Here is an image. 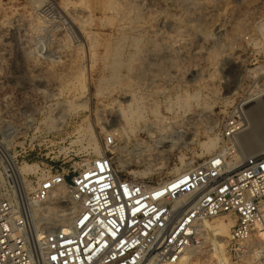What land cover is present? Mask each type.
Segmentation results:
<instances>
[{"label": "rangeland", "instance_id": "obj_1", "mask_svg": "<svg viewBox=\"0 0 264 264\" xmlns=\"http://www.w3.org/2000/svg\"><path fill=\"white\" fill-rule=\"evenodd\" d=\"M263 22L264 0H0V142L19 165L34 163L39 171L43 163L77 167L96 152L94 141L100 146L114 133L125 177L166 182L223 146L225 120L264 71ZM129 103L145 115L130 139L119 130L127 127L119 110ZM155 109L173 127L152 135L147 125L159 120ZM246 131L235 139L242 146ZM162 136L169 142L157 147ZM209 138L212 149L203 145ZM140 140L155 149L144 152L145 160ZM235 140V155H242L246 148ZM0 155V171L14 180L9 159ZM39 173L26 175V186L3 184L0 195L29 194ZM71 205L67 197H52L36 216L60 226ZM215 235L214 250H191L188 264L262 260L255 262L248 247L243 254L229 251V227Z\"/></svg>", "mask_w": 264, "mask_h": 264}, {"label": "built area", "instance_id": "obj_2", "mask_svg": "<svg viewBox=\"0 0 264 264\" xmlns=\"http://www.w3.org/2000/svg\"><path fill=\"white\" fill-rule=\"evenodd\" d=\"M255 82L249 95L264 97V73ZM248 124L237 106L217 153L157 185L124 176L114 133L77 167L38 164L29 194L0 195V264H178L188 250L210 246L204 223L227 213L236 217L227 249L245 253L256 223L264 221V153L246 155L239 167L232 163L233 141ZM0 180V190L14 183L1 171ZM63 185L76 206L70 222L52 227L35 211Z\"/></svg>", "mask_w": 264, "mask_h": 264}, {"label": "bare ground", "instance_id": "obj_3", "mask_svg": "<svg viewBox=\"0 0 264 264\" xmlns=\"http://www.w3.org/2000/svg\"><path fill=\"white\" fill-rule=\"evenodd\" d=\"M258 29L261 32L264 30V22L263 23H259ZM262 73H264V71H262ZM253 95H254V93L249 95L248 97L244 98L241 101V103L238 105V108L240 110H242L243 114L248 119L249 124L246 125L245 129L243 130V131H245V130L248 131V132L246 131L248 136L246 135L244 137V139L240 138L244 142V145L242 146V143L240 145V143H238L236 141L238 138L235 140V142H237L238 145L241 146V147L239 146L240 148H242L244 146H245L244 149L246 148L244 153H242V155H239V154L234 155L232 163H233V165L235 167H239L241 165V163L243 162L244 157L246 155H248V154L264 153V141H263L262 137L259 136V132H258V130L261 128V125H262L261 122L264 120V100L262 102L258 101V100H260V99L262 100V98L264 99V97H260L258 99H254ZM259 102H261V103H259ZM255 110H257V111L259 110L258 111L259 114L256 112L258 114V116H256L255 119H253V115H255L254 114ZM153 113H154V116L157 117L159 120L157 122L155 120V122L153 124H148L147 125V128L149 129V131L151 132L152 135H154L156 132H158V129H162L163 130L164 128H166L169 131L170 128L173 127V125H168L167 118L160 111V109H155L153 111ZM119 114H120L119 116H121L123 118V120L125 121V123L127 125V127L126 126H120L119 130H121V136L127 137L128 139H130L131 138V134L135 135L136 130L138 129L137 126L134 125V122L137 124L138 122H140L141 119H144L145 118L144 112L141 111L140 113H138L137 111L134 110L132 104L129 103L127 109H122L121 108L119 110ZM139 115H140V118H139ZM243 135H244V133H243ZM238 136H240V135H238ZM166 142H169V137L168 136H162L159 139L155 140V143H156L157 147H163ZM252 142H256V144L255 143L251 144ZM8 144H10V143H8ZM92 144H94L93 148L95 149V151L97 153H100V146L97 143H95V141ZM215 144L216 143H215L214 138H209V140L203 142V145L207 149H212L215 146ZM90 145H91V142H90ZM138 145L140 147L139 150H141V151L138 152L139 153L138 155H139V158L143 159V160L147 159V157H148V155L144 153L145 151H147V150H153L154 151L155 150V149H152L150 147V145L146 144L145 141H143V140H140L138 142ZM238 145H236V146H238ZM240 148H237V149H240ZM244 149H242V150H244ZM242 150H240V151L242 152ZM0 152L1 153L3 152L4 155L9 159V160L8 159L7 160L10 162L9 163L11 165L10 172H11V175L14 178V180L18 181L21 185H25V186L29 185V184L24 183V181L26 179V175L27 174H31V173L35 174V173L38 172L37 170L34 169L35 164L34 163L33 164L26 163L24 165H19L16 162V160L14 159V156H12L9 153L8 147H6V145H4V143H2V142H0ZM123 156L124 155L121 152L119 154V158L121 159V161L125 162V160L123 159ZM187 170L188 169H184V171H187ZM176 171L179 172L177 174H181V173L184 172V171L182 172V171H179V170H176ZM31 189H33V187ZM52 197H56L57 199H60V198L62 199L64 197L65 198L66 197L69 198L67 187L65 185L61 186L59 190H56L54 192V194L51 196V199H52ZM69 200H70V203L72 205L65 209L67 211L64 214V219L66 220L65 224H67L68 222L71 221V219L73 217V212H74V209H75V206H76L74 204V202L71 201L70 198H69ZM37 213H38V210L35 211V214H37ZM216 219H221V221L217 220V222L214 223V222H212V220H209V222L206 221L204 223V227L207 230V232L209 234V238H210V240H209L210 241V246L209 247H205L204 249L214 250V248H215L216 244H218L219 240L217 239L218 236L214 237L212 235H214V234H216V235H223L224 234L225 235L227 233V228L228 227H229V235H230L231 227L235 224V219L232 218V216H228V217L218 216V217H216ZM65 224H62V225L56 226V227H64ZM227 242H228V240H227ZM246 244H247V247H248L249 251L251 253H253L252 254V258H254L253 260H255V262H256V260H258V258L261 257L260 256V249L264 246V221L256 223L254 236L252 238H250L247 241ZM191 259H192V252H191V250H188V252L184 256V258L178 264H188L191 261ZM258 264H264L263 258H262V260H258Z\"/></svg>", "mask_w": 264, "mask_h": 264}]
</instances>
